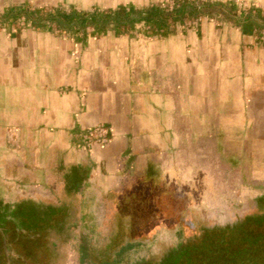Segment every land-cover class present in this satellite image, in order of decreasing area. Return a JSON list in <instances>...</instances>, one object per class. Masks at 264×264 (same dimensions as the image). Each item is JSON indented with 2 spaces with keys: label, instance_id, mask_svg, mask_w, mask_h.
I'll use <instances>...</instances> for the list:
<instances>
[{
  "label": "crops",
  "instance_id": "1",
  "mask_svg": "<svg viewBox=\"0 0 264 264\" xmlns=\"http://www.w3.org/2000/svg\"><path fill=\"white\" fill-rule=\"evenodd\" d=\"M262 195L264 0H0V201L53 211L18 264H135L184 209L227 226Z\"/></svg>",
  "mask_w": 264,
  "mask_h": 264
},
{
  "label": "trees",
  "instance_id": "2",
  "mask_svg": "<svg viewBox=\"0 0 264 264\" xmlns=\"http://www.w3.org/2000/svg\"><path fill=\"white\" fill-rule=\"evenodd\" d=\"M248 211H253V214ZM52 212L49 208L30 201L18 204H5L0 201V228L5 230L11 251L8 258L3 245V235L0 233V264H8L9 260L11 264H18V260L14 258L19 251L17 233L30 231L37 226H41L43 230L49 228V214ZM242 214L245 217L241 221L238 220V223L225 229L200 228L197 242L182 250H187L188 253L193 251L192 255L194 252L201 253L196 257L198 264H208L202 255V252L207 251L225 258L226 264H258L257 260L264 258V195L255 198L249 209L242 210ZM257 250L261 251V255L257 254ZM238 260L241 261L236 263Z\"/></svg>",
  "mask_w": 264,
  "mask_h": 264
},
{
  "label": "rangeland",
  "instance_id": "3",
  "mask_svg": "<svg viewBox=\"0 0 264 264\" xmlns=\"http://www.w3.org/2000/svg\"><path fill=\"white\" fill-rule=\"evenodd\" d=\"M86 140V139H85ZM184 197V195H182ZM228 198V203L229 204H232L234 205V202L236 200L238 201H242L243 200V197L242 195H239V194H229L228 195H219L218 198L216 199L215 202L219 203L221 201V199L225 200ZM217 205V204H215ZM221 205V203H220ZM229 212H235V213H238L239 217L237 218V220H235V222L232 224L234 225L235 223H238V220H242L245 215L242 214V210H230L228 211V209L226 208H222V210L220 209H217V210H214V214L219 218V219H223L222 221H226L228 220V215H229ZM249 212V211H248ZM185 217L183 219V223H181V225L178 226L179 228V236L178 238L180 239L179 242H177L178 240H176V242H170V241H166V244L164 246V249H159V252L158 253H153L148 259H145L143 261H139L135 264H166L165 261L168 260L170 257V254L173 252L174 249H183L184 247H188L192 244H195L196 242V235H198L199 233V229L202 228V227H207V228H218V229H225L229 226H232V225H215V226H211L209 223H207L203 217L201 216L202 212L199 211V210H187V209H184L183 211ZM250 214H253V211H250L249 212ZM248 213V214H249ZM249 214V215H250ZM135 218V216H133ZM228 218V219H227ZM130 219V218H129ZM232 223V222H231ZM230 223V224H231ZM126 230L128 231H125L127 234L129 233H133L135 231V229L133 228H126ZM173 230L175 229H167V233H166V237L167 235H171ZM172 236V235H171ZM175 238V236H173ZM100 243H98V248H100V250H106L105 247H107L110 243L107 242V241H102L101 244L99 245ZM132 246H136L135 243H132V244H128L126 246H124L122 249H119L117 252H116V257L111 260H108L109 257H107L108 255H106V253L104 252H101L100 254L96 255V258L98 259V261L96 262V264H132L130 261H129V257H130V248L129 247H132ZM73 254H71V256L69 257L68 259V264H94V262L90 259L92 258V256H86L87 253L83 250L81 251V258L79 259V254L77 253V251L72 250ZM85 253V255H83V253ZM114 255V256H115ZM195 259L193 256L192 257H189L186 259V262L184 261V264H196L195 263ZM237 263V262H236ZM228 264V263H227Z\"/></svg>",
  "mask_w": 264,
  "mask_h": 264
},
{
  "label": "flooded vegetation",
  "instance_id": "4",
  "mask_svg": "<svg viewBox=\"0 0 264 264\" xmlns=\"http://www.w3.org/2000/svg\"><path fill=\"white\" fill-rule=\"evenodd\" d=\"M179 225L172 224L170 221L166 220L165 227L166 229H174ZM196 239H199L200 236L196 235ZM238 237V236H237ZM197 242V240H196ZM195 242V243H196ZM193 252V251H192ZM192 252H187V250H181V249H174L173 252L170 254L169 259L165 261L166 264H184V261L186 262V259L189 257H194L196 258L199 256L201 253H195L192 255ZM188 254L192 255L189 256ZM257 254L261 255V251L257 250ZM202 255H204V258L206 260V263L208 264H226L227 260L225 258H221L219 256H215L214 252L212 251H207V252H202ZM241 260H238L236 262H240ZM258 264H264V258L263 259H258ZM187 263V262H186ZM195 263L198 264L197 258L195 259Z\"/></svg>",
  "mask_w": 264,
  "mask_h": 264
},
{
  "label": "bare ground",
  "instance_id": "5",
  "mask_svg": "<svg viewBox=\"0 0 264 264\" xmlns=\"http://www.w3.org/2000/svg\"><path fill=\"white\" fill-rule=\"evenodd\" d=\"M92 136V132L91 131H89V132H87L86 134H85V139L87 140V141H89V140H91V137Z\"/></svg>",
  "mask_w": 264,
  "mask_h": 264
},
{
  "label": "water",
  "instance_id": "6",
  "mask_svg": "<svg viewBox=\"0 0 264 264\" xmlns=\"http://www.w3.org/2000/svg\"><path fill=\"white\" fill-rule=\"evenodd\" d=\"M0 232L4 233V230L2 228H0ZM4 245H5V247H7V243L6 242L4 243ZM5 253H6L7 256L10 255V251L9 250H6Z\"/></svg>",
  "mask_w": 264,
  "mask_h": 264
}]
</instances>
